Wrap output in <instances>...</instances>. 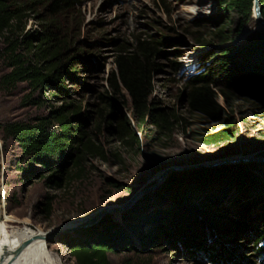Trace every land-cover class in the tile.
Returning a JSON list of instances; mask_svg holds the SVG:
<instances>
[{"label":"rangeland","instance_id":"obj_1","mask_svg":"<svg viewBox=\"0 0 264 264\" xmlns=\"http://www.w3.org/2000/svg\"><path fill=\"white\" fill-rule=\"evenodd\" d=\"M211 4L215 5L214 0H80L73 16L60 20L68 38L74 42L75 68L66 71L65 100L55 98L41 104L47 95L33 93L26 84H19L11 90L0 89V221L10 228L14 241L21 238L23 231L48 233L60 230L64 224L74 226L106 205L127 206L136 189H151L155 192L151 194V203L164 209L171 208L182 190H192L196 198L211 194L218 201L216 213L221 217L234 218L237 210L232 209L230 203L237 199L238 187L234 189L233 185L231 195L229 193L221 200L219 180L198 178L187 181L207 170V167L200 166L211 161L229 155L230 160L246 159L242 152L255 156L259 161L258 168L264 169V80L259 78L264 69L258 68L259 75L255 72L245 76L242 67L237 70L234 66L228 75L230 86L227 89L230 92L222 94L219 88H212L215 104L220 108L219 120L191 113L180 92L187 80L205 72L210 66L208 54L227 51L231 44L244 43L243 40L249 41L250 37L253 40L257 33L264 31L258 28L253 18V22L238 27L233 18L225 21L216 13L205 17V11L209 9L205 6H213ZM39 24L30 18L24 33L34 34ZM219 35L229 40L220 42ZM136 37L141 40L152 37L161 44L156 57L159 67L154 73L153 99L161 104V108L175 110L185 117V128H168L163 145L166 148H162L152 139V127H139L131 117L132 138L139 139L142 144L137 151L124 149L112 140L107 131L101 130L102 143L109 149L106 161L87 157L82 162L81 171L74 169L70 161L65 162L64 168L69 171L68 181L55 189L45 186L43 178L46 174L28 178L24 171H28L26 164L19 161L18 144L5 138L1 127L13 122H31L36 117L47 115L53 108L73 104L80 107V114H86L79 121L82 127L91 130L97 124L95 109L98 95L102 94L107 78L114 71L118 46L131 44ZM172 39H177L178 47L167 43ZM5 46L0 39V54ZM172 62L178 65L175 69ZM4 72L6 69L0 57V76ZM53 90L49 87L48 94ZM117 108L127 113L122 104ZM201 130L219 134L204 142L195 137ZM223 130L224 135L220 134ZM184 153L190 155L183 156ZM181 166L196 168L168 173L161 184L154 185L160 176L158 170H173ZM245 168L238 170L241 172ZM242 177L237 178L244 180ZM181 183L185 185L178 188L179 191L169 188L178 187ZM258 195V190L250 186L245 197L240 199L241 205ZM46 197L53 198L48 215L42 212ZM152 210L151 205V209L142 208L139 212L146 218ZM116 214H103L93 226L55 236L45 243L47 252L60 264H74L62 242L79 238V233L96 226L106 217L110 224L123 228L129 236L126 235L118 245L117 253L110 255L111 264H121L124 259H140L143 264H216L212 257L223 250H228L237 260H253L251 237H226L221 242L207 239L204 242L210 251L207 255L200 250L193 252L187 247H176L155 238L144 241L132 233L130 226L136 223L135 219L129 218L128 214ZM149 219L145 223L147 229L153 226ZM151 243L159 245L150 247Z\"/></svg>","mask_w":264,"mask_h":264},{"label":"trees","instance_id":"obj_2","mask_svg":"<svg viewBox=\"0 0 264 264\" xmlns=\"http://www.w3.org/2000/svg\"><path fill=\"white\" fill-rule=\"evenodd\" d=\"M252 2L214 0V6L218 17L225 21L233 18L239 27L249 21L253 22ZM259 2L264 18V0ZM79 3L80 0H0V39L6 45L0 54L6 69L0 76V89L11 90L19 84H26L33 93L47 95L41 104L55 98L65 100L66 71L75 68L72 55L74 42L68 38L60 20L73 16ZM30 18L40 22L34 34L24 33ZM219 37L220 42L229 40L222 35ZM243 41L231 44L227 51L208 54L211 63L207 70L182 85L180 95L185 98L191 113L219 120L220 108L215 104L212 88H219L222 94L230 92L227 89L230 86L228 75L234 66L237 70L242 67L245 76L255 72L259 75L258 68L264 69V33H257L253 40L250 37L249 41ZM167 43L171 47L179 46L177 39L168 40ZM159 45L152 37L148 40L136 37L133 43L118 46L114 71L106 80V88L98 95L95 109L97 124L91 130L82 127L79 121L86 114H80V107L73 104L53 108L47 115L36 117L31 122H13L1 127L5 138L18 144L19 161L26 164L28 171L18 169L24 170L28 178L46 174V178H43L45 186L58 188L61 183L68 181L69 171L64 168L65 162L70 161L74 169L81 171L82 162L87 157L107 160L109 149L102 143L101 130L107 131L112 140L124 149L137 151L142 144L139 139L132 138L131 117L139 127L151 126L153 141L166 148L163 146L166 130L172 127L183 130L187 120L175 110L161 108V104L153 99L154 73L159 67L156 62L160 53ZM177 66L172 62L173 69ZM259 78L264 80V70ZM49 87L54 89L52 94H48ZM33 103L41 105L35 101ZM120 104L127 108V113L117 108ZM218 134L201 130L195 137L206 142ZM220 134L224 135V130ZM240 170H230L228 167L207 169L187 181L198 178L219 180L221 200L229 193L231 195L233 185L234 189L238 187L237 199L230 203V207L237 210L234 218L221 217L216 213L218 201L214 195H204L198 200L192 190H178L185 184L181 183L175 188L170 186V189L178 190L180 195L171 208H157L151 216L155 222L153 224L164 216L168 218L166 221L163 219L164 224L163 221L159 223L160 227L164 225L167 229L159 235L158 240L176 247H187L193 252L200 250L209 255L210 251L204 245L207 239L221 242L226 237H251L254 251L252 261L248 262L245 258L237 260L228 250L219 252L212 260L216 264H264V169L255 167L262 174L261 177L253 173L254 168ZM240 176H244V180L238 179ZM250 186L256 188L259 195L241 205L240 199L245 197ZM195 199L199 202H195L197 205L193 202ZM52 201V197L45 198L42 204L44 215L49 214ZM255 210L257 213L252 219ZM128 217L136 220L130 226L131 229H138L142 214L134 212L128 214ZM109 222L105 217L96 226L79 233V238H69L62 242L74 264H111L109 257L117 253V247L124 241L127 232ZM156 229H151L149 234L153 236L150 238L154 239ZM148 238L144 241H148ZM121 264L143 263L140 259H124Z\"/></svg>","mask_w":264,"mask_h":264},{"label":"water","instance_id":"obj_3","mask_svg":"<svg viewBox=\"0 0 264 264\" xmlns=\"http://www.w3.org/2000/svg\"><path fill=\"white\" fill-rule=\"evenodd\" d=\"M253 6H255L256 11H255V13L252 14V16H253L252 18L256 21L258 28L260 27L264 31V18L262 16V8L260 6L259 0H253L252 8H253ZM241 154H243L247 159L230 160L229 159L230 155H229L226 158H223L221 160L211 161L209 163L203 164L200 167H207L208 169H220V168L228 167V168H230V170H238V169H240V167H247L248 169L254 168L253 173H255L256 175L261 177L262 174L259 173L257 170H255V167H256V169H258V166H257V164L259 163L258 159L255 156H250V155L245 154L243 152ZM195 168H196V166H189V167L188 166H181V167L173 168V170H167V171L166 170H163V171L158 170L157 174L160 173V176L156 180L157 182H155L154 185L157 186V185L161 184L164 177L168 173H171L174 171H187V170H191V169H195ZM154 176H155V174H154ZM0 183H1V175H0ZM0 185H2V184H0ZM135 191L136 192L131 196V198H129L130 200H129V204L127 206L120 207L117 205H114V206L106 205L105 207H102L98 211H96L94 215H89L87 219H85V218L81 219L82 221L77 223L74 226L69 225V223H68V224L62 225L60 230L50 231L48 233L37 234V235L33 236L31 239L24 241L10 255L8 254L7 250H4L3 255L0 257V264H12L17 259V257L20 255L21 251L24 248H26L32 241H34L36 239H41L45 243H47V242H49V240H52L57 235L69 234V233L80 231V230H83V229L88 228L90 226H93L96 222H98V220L101 218L100 216H102L103 214H106V213H108V214L122 213L123 215H126V214L134 213L137 211L139 212L140 210H142V208L143 209H151V205H152V209H153L151 212V215H149L148 217L145 218L144 217L145 214L143 213L142 218H140L138 221V229H136V230L131 229V230H132L133 235L137 236L138 238H142L143 240H146L147 237L150 238L153 236V234H152V236H151V234H149L151 229L157 228L156 232H155L156 238L155 237L154 238L158 240L159 235L162 232L166 231V229H167L166 227H163L164 225L162 226L163 228L160 227L161 221H163L162 223L164 224L165 223L164 220L166 221V219L168 220V218L164 216V218H165V219L163 218L164 220L160 218L159 221H156V224H153L155 222H153V220H152L153 217H151V216H152L153 211L156 210L157 208H156V205L151 203V194L155 193V192H153L151 189H143V190L136 189ZM196 199H198V198H196ZM196 199L193 201L194 204H195V202L196 203L198 202ZM153 205L155 206V208ZM195 205H197V204H195ZM256 213H257V210H255L252 213V216H251L252 219H254V216ZM148 219H149V221L153 222L152 223L153 226L149 229H147V227L145 226V223ZM254 223H257V220L256 221L254 220ZM156 225H157V227H156ZM155 243L154 244L151 243L149 246L153 247V246L159 245V244H155Z\"/></svg>","mask_w":264,"mask_h":264},{"label":"bare ground","instance_id":"obj_4","mask_svg":"<svg viewBox=\"0 0 264 264\" xmlns=\"http://www.w3.org/2000/svg\"><path fill=\"white\" fill-rule=\"evenodd\" d=\"M255 11L256 9L254 6V13ZM205 16H206V13H205ZM185 154L186 153H184L183 156ZM189 155H190L189 153L186 154V156H189ZM0 190H2V185H0ZM1 195L2 194L0 193V196ZM1 211H2V206L0 208V219H1ZM9 231H10V228L6 224L0 221V257L3 255L4 250H7L8 254L10 255L24 241L31 239L33 236L37 234H44V233H35L32 231H23L21 238L17 241H14ZM12 264H60V263L57 259L49 255L45 247V242L41 239H36L32 241L26 248H24L21 251L20 255L17 257V259Z\"/></svg>","mask_w":264,"mask_h":264},{"label":"built area","instance_id":"obj_5","mask_svg":"<svg viewBox=\"0 0 264 264\" xmlns=\"http://www.w3.org/2000/svg\"><path fill=\"white\" fill-rule=\"evenodd\" d=\"M211 5H213V4H211ZM206 8H209L208 9V11L206 12V13H208V15H206L207 17H210L212 14H215L216 12H215V6L213 5V6H207ZM211 14V15H210ZM245 31V30H244ZM236 37V36H235ZM236 39H237V37H236ZM235 39V40H236Z\"/></svg>","mask_w":264,"mask_h":264}]
</instances>
